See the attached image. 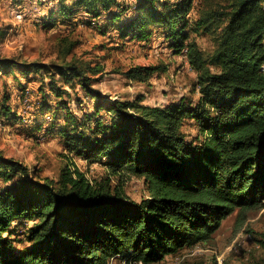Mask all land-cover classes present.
Wrapping results in <instances>:
<instances>
[{
	"label": "trees",
	"instance_id": "16d2710c",
	"mask_svg": "<svg viewBox=\"0 0 264 264\" xmlns=\"http://www.w3.org/2000/svg\"><path fill=\"white\" fill-rule=\"evenodd\" d=\"M46 1L44 26L86 23L102 34L112 28L144 41L162 35L163 44L184 54L196 71L198 96L164 104L143 103V95L112 100L93 87L100 69L74 55L72 39L57 62L0 55L2 73H23L22 94L31 93L30 72H47V87L59 99L52 104L39 86L41 99L34 105L52 115L45 133L58 134L67 154L88 166L99 161L107 173L104 179L87 176L70 160L57 179L41 178L0 151V177L11 181L0 187V264H109L127 255L134 263L124 264H163L167 254L213 240L235 209L242 227L247 211L264 200V0H36ZM191 33L209 35L212 49H201ZM6 34L0 29V42ZM156 70L139 65L125 73L148 81ZM60 80L79 85L94 110L77 117L62 98L68 93ZM6 84L0 115L26 120L12 111ZM62 110L65 119L58 122ZM187 118L197 135L184 133ZM110 176L121 183L142 178L147 196L129 198L111 186ZM32 219L15 231L14 223ZM19 233L23 239L16 238ZM17 240L25 246L19 249ZM255 240L264 247V231Z\"/></svg>",
	"mask_w": 264,
	"mask_h": 264
},
{
	"label": "rangeland",
	"instance_id": "374dc122",
	"mask_svg": "<svg viewBox=\"0 0 264 264\" xmlns=\"http://www.w3.org/2000/svg\"><path fill=\"white\" fill-rule=\"evenodd\" d=\"M197 5L198 3L194 5L195 9ZM47 6V1L38 3L36 0H22L14 3L13 0H0V29L7 30V36L0 42L1 56L16 57L27 62H57L62 56L59 52L64 51L67 42L72 39L76 41L72 49L74 55L100 69L93 87L112 100H130L137 95H143V103L164 104L178 100L181 93L192 98L198 96L195 91L196 71L190 67L184 54H173L163 44L162 35L154 33L149 41H144L123 37L118 30L112 28L102 34L97 27L86 23L68 25L57 20L54 25L44 26L41 17L46 13ZM190 38L195 39L205 51H210L213 47L209 35L191 33ZM139 65H152L157 70L148 81L127 77L125 71ZM10 69L11 72L7 74L0 71V105L4 102L1 100V93L4 90L3 82H6V88L11 93L8 103L12 111L27 119L8 121L0 115L3 119L0 120V151L3 155L21 161L41 178L57 179L61 169L70 160L87 176L96 179L107 177L106 168L101 162L90 163L88 166L84 159L67 154L58 134L45 133V126L51 123L52 115L49 111L40 113L34 105L35 101L41 99V93L37 91L39 86L44 85L45 93L51 95L49 97L52 104L59 99L47 87V72H30V77L35 79L28 83L31 93L27 95L18 89L26 81L23 73L14 68ZM211 70L216 71L217 68L211 66ZM41 78L43 79L40 80ZM59 84L68 93L63 94L62 98L68 102L77 117H81L85 111L94 110L91 97H84L79 85L72 88L61 80ZM77 97H80V103ZM64 113L65 110H62L58 115V122L64 121ZM101 114L104 117L108 115L104 110ZM42 122L43 128L37 130L36 125ZM194 123L188 118L185 120L182 129L187 137L198 134L197 125ZM10 183L11 181L4 182L0 177V187ZM110 183L112 187L121 188L129 198L139 200L147 196L142 178L130 176L121 183L114 176H110ZM261 201L262 204L247 211V220L242 227L237 226L238 209H235L222 219L213 233V240L185 246L175 253L167 254L162 263L264 264V247L255 240L258 232L264 231V200ZM33 222V219L23 225L16 222L13 226L17 229L15 231L21 232ZM16 238L23 239V233H19ZM18 242L19 240L15 245L19 249L25 246V241ZM126 261L134 263L132 257L127 255L113 257L109 264H124Z\"/></svg>",
	"mask_w": 264,
	"mask_h": 264
},
{
	"label": "crops",
	"instance_id": "0c3cea01",
	"mask_svg": "<svg viewBox=\"0 0 264 264\" xmlns=\"http://www.w3.org/2000/svg\"><path fill=\"white\" fill-rule=\"evenodd\" d=\"M183 93L180 94V96H182ZM179 99V98H178Z\"/></svg>",
	"mask_w": 264,
	"mask_h": 264
},
{
	"label": "bare ground",
	"instance_id": "6f19581e",
	"mask_svg": "<svg viewBox=\"0 0 264 264\" xmlns=\"http://www.w3.org/2000/svg\"><path fill=\"white\" fill-rule=\"evenodd\" d=\"M17 12V11H16ZM16 15V14H15ZM138 264V263H137Z\"/></svg>",
	"mask_w": 264,
	"mask_h": 264
}]
</instances>
